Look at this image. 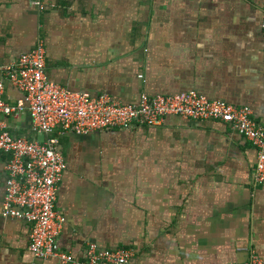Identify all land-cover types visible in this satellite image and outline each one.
<instances>
[{
  "label": "crops",
  "instance_id": "1",
  "mask_svg": "<svg viewBox=\"0 0 264 264\" xmlns=\"http://www.w3.org/2000/svg\"><path fill=\"white\" fill-rule=\"evenodd\" d=\"M0 0V81L8 104L24 93L3 68L40 38L50 82L122 103L195 91L246 106L264 127V0ZM14 137L41 141L25 110L0 117ZM65 160L57 244L82 260L88 243L131 248L128 264L264 260V185L256 150L214 120L166 117L157 127L54 134ZM0 152V210L5 196ZM28 224L0 218V264H61L28 249Z\"/></svg>",
  "mask_w": 264,
  "mask_h": 264
},
{
  "label": "built area",
  "instance_id": "2",
  "mask_svg": "<svg viewBox=\"0 0 264 264\" xmlns=\"http://www.w3.org/2000/svg\"><path fill=\"white\" fill-rule=\"evenodd\" d=\"M33 4L44 9L40 0ZM264 50V18L261 22ZM3 76L24 93L14 104L3 98L0 81V117L17 116L27 111L34 133L41 141L14 137L0 124V152L7 155L4 164L5 196L1 219H14L29 225L28 249L34 258L55 259L61 264H128L131 248L100 249L88 243L82 260L59 249L57 240L64 217L56 209L58 185L65 160L56 134L87 135L109 130L128 131L137 127H157L168 116L185 120H214L228 124L256 150L254 184L264 185V127L252 118L251 110L219 100H209L195 91L175 95L149 96L141 93L135 103H122L107 94L91 96L74 92L50 82L45 74V47L42 39L13 64L3 68ZM264 83V68H263ZM239 264H264L251 254Z\"/></svg>",
  "mask_w": 264,
  "mask_h": 264
}]
</instances>
